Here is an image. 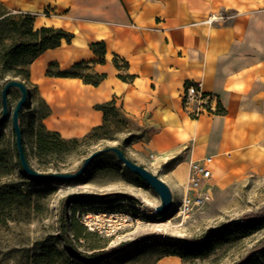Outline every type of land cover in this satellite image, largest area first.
I'll return each mask as SVG.
<instances>
[{
  "label": "crops",
  "instance_id": "crops-1",
  "mask_svg": "<svg viewBox=\"0 0 264 264\" xmlns=\"http://www.w3.org/2000/svg\"><path fill=\"white\" fill-rule=\"evenodd\" d=\"M260 0H0L12 12L36 17L35 28H61L70 44L43 53L29 67L30 82L50 108L43 121L65 139H81L102 126L99 104L116 105L156 133L150 147L171 155L189 147L190 159L212 157L214 169L264 172V24L252 16ZM55 15H38L45 8ZM234 11L230 22L202 24L211 15ZM106 45L105 64L91 46ZM115 58L119 60L118 69ZM87 63L106 75L97 87L79 78L47 76ZM128 64L127 68L122 66ZM130 76L124 81L119 76ZM20 81V79H17ZM220 103L224 115L192 120L184 107L187 84ZM211 102V100H206ZM189 165V163H188ZM185 175L187 180L188 166ZM211 179V180H212ZM176 256L154 264H180ZM139 264V263H131Z\"/></svg>",
  "mask_w": 264,
  "mask_h": 264
},
{
  "label": "rangeland",
  "instance_id": "rangeland-1",
  "mask_svg": "<svg viewBox=\"0 0 264 264\" xmlns=\"http://www.w3.org/2000/svg\"><path fill=\"white\" fill-rule=\"evenodd\" d=\"M3 10L9 11L3 3ZM12 12V11H10ZM230 16L224 22L235 19L234 11H222ZM55 15V9L47 7L38 17ZM257 23L264 24V0L258 1L252 15ZM28 70V67L26 68ZM24 75L16 71L10 72L0 81V92L9 80H23ZM31 99L29 105L23 110L22 128L25 148L33 168L40 172H74L83 161L93 152L108 147H121L131 161L145 167L157 175L171 189L173 207L166 215L156 214V208L161 201L156 192L138 176L127 170L124 165L114 159L111 153L97 158L88 171L74 182H54L47 184L53 193L41 201L44 212L37 218L25 223H10L7 227H0V264H17L20 255L8 254L14 249H27L30 254L38 251L41 246L57 245L64 250L59 240L62 217V202L71 196L101 197L109 194H122L124 201L116 203H103L89 199L88 201L71 203L67 208L69 228L75 220L87 227L82 220L84 215H89L88 223L99 224L102 232H95L98 237L95 241L78 245L80 251L91 253L94 243L101 248L112 249L123 243H131L129 249L106 264H120L132 256H139V264H154L158 256L153 254L157 244L171 241L172 238L201 239L208 231L219 227L231 220L245 216L264 213V172L255 168L245 172H237L229 167L226 171L214 169V177L206 192L210 200L201 207L185 210L184 182L188 163L190 161V143L186 149L176 155H162L154 152L150 147L156 129L142 125L138 120L127 115L118 107L117 115L110 117L106 128L99 131L95 137L78 139V143L71 145L70 151L45 159V164H40L33 155L35 136L30 129L31 118L44 112L45 106L39 97L37 88L30 86ZM20 93L16 89L9 92L11 111L14 109ZM2 106H0V113ZM202 114H209L203 112ZM192 120L199 117L190 115ZM38 122V121H37ZM38 123L35 124V128ZM6 134V145L9 149L12 174L0 179L1 185H19L22 188L34 187L30 181H24L18 169V155L14 142V132L11 118L0 129ZM186 184V183H185ZM121 213L133 216L134 221L117 228L110 223L111 213ZM179 213L181 217L176 219ZM106 214V215H105ZM81 221V222H80ZM89 230V229H88ZM92 232V231H91ZM264 233L247 239L234 246L216 251L211 257L196 260L188 264H233L251 249ZM149 239L136 242L141 238ZM180 264H187L180 258ZM22 262H25L24 259Z\"/></svg>",
  "mask_w": 264,
  "mask_h": 264
},
{
  "label": "trees",
  "instance_id": "trees-1",
  "mask_svg": "<svg viewBox=\"0 0 264 264\" xmlns=\"http://www.w3.org/2000/svg\"><path fill=\"white\" fill-rule=\"evenodd\" d=\"M35 19L36 17L30 13L20 11L10 12L3 10L0 6V81L13 71H16L18 75H24L25 78L20 81L26 85L28 91L29 98L26 106L29 105L31 99L30 86H32V84L30 82L29 67L46 51L60 47L63 41L70 44L74 38L72 33L61 28L41 27L36 29ZM91 48L98 57L97 62L105 64L106 45L104 43H97L93 44ZM114 62L116 67L120 69L119 60L115 58ZM86 66L87 63H79L75 64L70 69L60 70L59 67L54 64L49 67L47 76L57 78H79L83 80L85 84L95 87L99 86L101 82L105 80L106 75L89 72V68H86ZM127 66L128 64H125L122 67L127 68ZM27 67L28 70H26ZM119 77L124 81L132 79L130 76L125 77L121 75ZM1 94L2 91L0 92V106H2ZM41 100L45 106V110L31 118L29 127L36 140L33 155L38 159L40 164H45V159L69 152V147L78 143L79 140L65 139L58 132L46 128L43 121L50 115V108L43 99ZM96 109L103 113L104 123L102 126L94 128L88 136L84 137L85 139L95 137L99 131L104 130L106 125L110 122V117L116 116L118 112V106L115 100L99 104L96 106ZM208 109L210 111V108ZM9 110L11 111L10 100ZM225 113L226 110L218 103V107L214 114L224 115ZM22 115L23 112L20 115L21 128ZM37 123L38 126L35 128V124ZM23 146L26 158L30 163L24 144V138ZM105 154L106 153L99 157ZM111 156L114 159L117 158L114 154ZM117 163L120 162L118 161ZM17 164L22 179L24 181H30L32 184L30 187L34 188H22L19 185L0 186V227H7L10 223L29 222L33 218L39 217L44 212V206L41 201L53 193L52 189L45 188V186L50 183H41L32 180L21 168L19 160ZM12 171L13 167L11 165L9 149L6 145V134L0 133V179L9 177ZM125 197L126 196L122 194H109L101 197H68L62 202V225L59 237V240L64 246V250H61L57 245H44L33 254H30L29 250L24 248L11 250L8 254L16 253L20 255L19 260L15 259L17 264H106L129 249L131 243H123L112 249L101 248L94 243L90 246L91 253L80 251L77 247L78 245H84L91 241H95V238L98 236L95 232L89 231L87 227L80 224L78 222L79 220H75L72 228H69L67 208L71 203L88 201L89 199L103 203H116L124 201ZM262 233H264V213H259L224 223L208 231L203 237V240L172 238L171 241L159 243L154 248L153 254L159 257L158 260L163 257L176 256L188 264L196 260L209 258L216 251L237 245L238 243L256 237ZM147 239H149V237L141 238L136 242L145 241ZM81 241H84V244H80ZM1 253L0 251V256L2 255ZM23 259L25 262H22ZM138 259L139 256L135 255L123 260L120 264L139 263V261H137ZM233 264H264V235L246 252V254Z\"/></svg>",
  "mask_w": 264,
  "mask_h": 264
},
{
  "label": "water",
  "instance_id": "water-1",
  "mask_svg": "<svg viewBox=\"0 0 264 264\" xmlns=\"http://www.w3.org/2000/svg\"><path fill=\"white\" fill-rule=\"evenodd\" d=\"M12 89H16L20 93V98L17 101L14 109L9 110V92ZM2 112L0 116V128L8 121L9 118L12 120V127L15 136V145L18 155V160L21 168L26 175L34 181L41 183H54V182H74L79 180L89 169L92 163L100 155L104 153L114 154L118 161L121 162L124 167L138 176L141 180L146 182L159 196L160 205L156 208V214L166 215L170 212L173 207V195L169 186L161 180L157 175L148 171L145 167L138 165L131 161L125 155L124 151L119 147H108L103 150L93 152L88 156L82 163V165L74 172H40L33 168L28 162L25 149L23 146V133L20 125V115L23 112L27 101L28 91L26 85L19 80H9L5 83L2 89Z\"/></svg>",
  "mask_w": 264,
  "mask_h": 264
},
{
  "label": "built area",
  "instance_id": "built-area-1",
  "mask_svg": "<svg viewBox=\"0 0 264 264\" xmlns=\"http://www.w3.org/2000/svg\"><path fill=\"white\" fill-rule=\"evenodd\" d=\"M230 16L223 13H217L211 15L208 19L204 20L202 24L213 25L215 23H221L229 19ZM184 107L190 115L199 117L203 112H209L214 114L218 105L213 106L215 98L207 96L203 93L202 83L189 84L185 86L184 90ZM206 100H211L207 102ZM210 108V111L209 109ZM212 157L208 156L200 160L190 159L188 165V173L186 184L184 185V208L185 210H190L195 207H201L205 205L209 200L210 196L206 192V189L211 183L212 179V170L211 163ZM106 215V214H105ZM110 223H113L112 226L121 228L124 225H127L134 221L133 216L121 214L118 212L109 214ZM89 215H84L82 220L87 226L89 231L92 232H102V229L99 224L94 222L88 223Z\"/></svg>",
  "mask_w": 264,
  "mask_h": 264
},
{
  "label": "bare ground",
  "instance_id": "bare-ground-1",
  "mask_svg": "<svg viewBox=\"0 0 264 264\" xmlns=\"http://www.w3.org/2000/svg\"><path fill=\"white\" fill-rule=\"evenodd\" d=\"M182 213H179L178 216H176V219L180 218Z\"/></svg>",
  "mask_w": 264,
  "mask_h": 264
}]
</instances>
